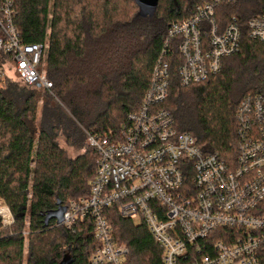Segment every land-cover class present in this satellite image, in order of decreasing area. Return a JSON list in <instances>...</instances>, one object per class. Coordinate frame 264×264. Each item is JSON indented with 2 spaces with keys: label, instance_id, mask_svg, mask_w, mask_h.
<instances>
[{
  "label": "trees",
  "instance_id": "16d2710c",
  "mask_svg": "<svg viewBox=\"0 0 264 264\" xmlns=\"http://www.w3.org/2000/svg\"><path fill=\"white\" fill-rule=\"evenodd\" d=\"M205 2L159 0L155 15L142 17L135 0H15L21 40L49 42L46 69L53 88L47 92L19 76L17 82L8 79V57L0 54V199L15 220L13 232L0 233V264H23L27 218L28 264H61L66 257L70 264H89L98 245L92 220L71 233L55 221L46 228L45 217L59 201L68 206L90 197L98 156L87 146L88 135L120 133L142 106L170 26ZM263 11V0L221 6L222 22L239 18L242 47L203 83L182 85L179 39L166 58L169 94L159 108L205 155L218 153L229 165L238 154V106L249 96L264 100V44L246 30ZM62 140L81 154L71 159ZM106 215L115 240L131 250L129 264H162V251L145 225L123 219L117 208Z\"/></svg>",
  "mask_w": 264,
  "mask_h": 264
},
{
  "label": "built area",
  "instance_id": "2783aa9c",
  "mask_svg": "<svg viewBox=\"0 0 264 264\" xmlns=\"http://www.w3.org/2000/svg\"><path fill=\"white\" fill-rule=\"evenodd\" d=\"M237 1L206 0L192 17L173 23L140 110L119 134L88 135L87 146L98 156L90 197L70 202L57 226L76 233L80 223L92 220L98 245L89 264H129L131 250L115 240L106 215L112 208L147 227L162 264H264L263 98L249 96L238 106V154L231 165L218 153L205 155L159 108L169 94L166 58L173 40H180L184 87L207 81L220 72L223 59L241 51L239 18L219 19L221 6ZM16 14L15 0H0V54L8 57L3 67L13 65L24 84L50 92L49 42L25 44ZM246 30L264 44V11Z\"/></svg>",
  "mask_w": 264,
  "mask_h": 264
},
{
  "label": "rangeland",
  "instance_id": "374dc122",
  "mask_svg": "<svg viewBox=\"0 0 264 264\" xmlns=\"http://www.w3.org/2000/svg\"><path fill=\"white\" fill-rule=\"evenodd\" d=\"M53 1L54 0H52V2ZM3 70H4L5 75L8 79L17 82V75H16V71H15V68L13 65L8 64L6 67H4ZM60 146L67 151L68 156L71 159H75V158H77V156H79L81 154V152H75L73 149H70L69 147H67V145L65 144V142L63 140L60 141ZM0 210L3 211V213L0 215V233H2V232L6 233L7 232L8 234H10L11 232H13V229L15 227V220H14L12 213L10 212L9 207L7 206L5 201L2 199H0ZM3 216L6 217V220ZM25 227L26 228H25L24 235L26 237V242H25L23 264H28V248H29V238H30L29 232L27 231L28 227H29V219L28 218L26 220Z\"/></svg>",
  "mask_w": 264,
  "mask_h": 264
},
{
  "label": "water",
  "instance_id": "95a60500",
  "mask_svg": "<svg viewBox=\"0 0 264 264\" xmlns=\"http://www.w3.org/2000/svg\"><path fill=\"white\" fill-rule=\"evenodd\" d=\"M140 15L142 17H153L156 13L159 0H135ZM38 88H40L38 86ZM66 213V206H64L60 201L57 203V209L48 213L45 217V227L47 228L52 221H55L60 225L64 220V214ZM61 264H70V259L66 257Z\"/></svg>",
  "mask_w": 264,
  "mask_h": 264
},
{
  "label": "bare ground",
  "instance_id": "6f19581e",
  "mask_svg": "<svg viewBox=\"0 0 264 264\" xmlns=\"http://www.w3.org/2000/svg\"><path fill=\"white\" fill-rule=\"evenodd\" d=\"M4 218H5V220H6V217L5 216H3ZM7 222V221H6Z\"/></svg>",
  "mask_w": 264,
  "mask_h": 264
}]
</instances>
